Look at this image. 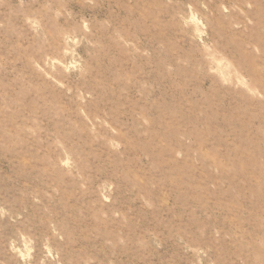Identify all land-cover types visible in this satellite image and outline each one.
Segmentation results:
<instances>
[{"label": "rangeland", "instance_id": "1", "mask_svg": "<svg viewBox=\"0 0 264 264\" xmlns=\"http://www.w3.org/2000/svg\"><path fill=\"white\" fill-rule=\"evenodd\" d=\"M0 264H264V0H0Z\"/></svg>", "mask_w": 264, "mask_h": 264}]
</instances>
